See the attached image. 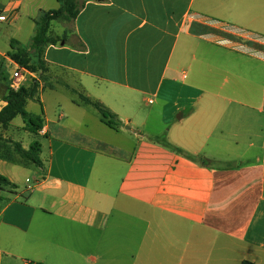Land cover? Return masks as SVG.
Here are the masks:
<instances>
[{
    "label": "crops",
    "instance_id": "crops-1",
    "mask_svg": "<svg viewBox=\"0 0 264 264\" xmlns=\"http://www.w3.org/2000/svg\"><path fill=\"white\" fill-rule=\"evenodd\" d=\"M78 1L49 77L22 81L40 84L43 129L0 124L41 144L39 167L0 158L16 187L0 189V264H264V0ZM34 11L0 0L14 21Z\"/></svg>",
    "mask_w": 264,
    "mask_h": 264
},
{
    "label": "trees",
    "instance_id": "trees-1",
    "mask_svg": "<svg viewBox=\"0 0 264 264\" xmlns=\"http://www.w3.org/2000/svg\"><path fill=\"white\" fill-rule=\"evenodd\" d=\"M60 7L56 10L45 11L42 13L41 18L36 21L35 35L31 40L29 49L17 48L15 49L13 44V53L9 54V58L18 64L21 68L29 71L32 74H37L41 77L48 72L47 63L45 61V53L49 46H57L62 42L66 43L65 37H52L51 27L54 21L73 22L80 13L82 8L81 3L78 0H58ZM40 84L37 80H32L30 84H22L17 91H13L6 86V106L0 110V124L7 126L17 117H21L24 122V128L32 134L37 135L44 126V119L42 112L40 115H32L26 111V105L28 100L35 99L37 97ZM79 100L97 110L101 115L102 122L109 128L118 131L122 125L118 117L108 108L92 101L90 98L83 94H79ZM147 139L155 144L161 145L177 154L184 155L188 159L197 160L200 166L207 167L210 165V161L204 157L193 158L189 155H185L181 150L174 148L164 138H152ZM41 144L35 141L31 144L30 148L25 150L20 143L11 142L0 137V158L13 162L21 163L24 165L41 166ZM6 187L15 189V185L10 183L8 179L0 176V189L4 190ZM30 264H42L34 263ZM242 264H253L250 262H243Z\"/></svg>",
    "mask_w": 264,
    "mask_h": 264
},
{
    "label": "rangeland",
    "instance_id": "rangeland-1",
    "mask_svg": "<svg viewBox=\"0 0 264 264\" xmlns=\"http://www.w3.org/2000/svg\"><path fill=\"white\" fill-rule=\"evenodd\" d=\"M39 5L43 6V10L38 9ZM59 7L60 3L58 0H35V11L33 12L31 17H27L25 13H22L19 21H14L11 17L7 23L0 24V52L4 53V57H0V109L4 105V101L1 98V93L3 92V88H1V85L3 82L5 83V81L10 80L14 72L13 66L6 60L9 57L8 55L13 53L14 51L12 48V44L15 49L19 47L29 49L28 44L35 35L36 21L41 18L43 12L56 10ZM70 26L71 22L54 21L51 27L52 37H57L60 39V37H63L64 34L67 36L71 35L72 31L70 29ZM182 43L183 42H180V45L176 52V56L181 50ZM6 56L7 58H5ZM47 77H49L48 72L43 74L40 78L41 80L45 81ZM189 78L190 74L184 81L186 83L189 82ZM26 111L33 114H35V112H39L40 114V104L34 100H29ZM20 121L21 118H18L15 123H19ZM151 137L159 138L153 135H151ZM125 145L126 148L131 149V143H127ZM173 232L175 233L174 230ZM1 264H22V262H20V260L15 261L11 257L6 258L5 256H2Z\"/></svg>",
    "mask_w": 264,
    "mask_h": 264
},
{
    "label": "built area",
    "instance_id": "built-area-1",
    "mask_svg": "<svg viewBox=\"0 0 264 264\" xmlns=\"http://www.w3.org/2000/svg\"><path fill=\"white\" fill-rule=\"evenodd\" d=\"M8 17L3 13H0V23L8 22ZM32 73L29 71L21 68L20 66L16 67V70L13 72L10 82V89L13 91H17L20 86L22 85V81L24 80L25 76H31Z\"/></svg>",
    "mask_w": 264,
    "mask_h": 264
},
{
    "label": "water",
    "instance_id": "water-1",
    "mask_svg": "<svg viewBox=\"0 0 264 264\" xmlns=\"http://www.w3.org/2000/svg\"><path fill=\"white\" fill-rule=\"evenodd\" d=\"M61 45L63 46V45H64V43L62 42V43H61Z\"/></svg>",
    "mask_w": 264,
    "mask_h": 264
}]
</instances>
